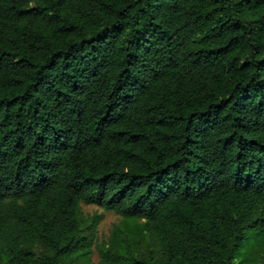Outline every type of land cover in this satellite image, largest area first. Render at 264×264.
<instances>
[{"label": "trees", "instance_id": "obj_1", "mask_svg": "<svg viewBox=\"0 0 264 264\" xmlns=\"http://www.w3.org/2000/svg\"><path fill=\"white\" fill-rule=\"evenodd\" d=\"M81 204L156 240L100 264H251L264 0H0V264H74Z\"/></svg>", "mask_w": 264, "mask_h": 264}, {"label": "rangeland", "instance_id": "obj_2", "mask_svg": "<svg viewBox=\"0 0 264 264\" xmlns=\"http://www.w3.org/2000/svg\"><path fill=\"white\" fill-rule=\"evenodd\" d=\"M78 215L83 228V235L87 241L83 242L73 253L74 264H100L99 245L108 246L110 244L116 226H120L124 234H130L131 244L137 253H146L148 245L154 249L157 247L154 237L140 230L141 221L127 223L123 217L115 212L104 210L98 205L81 204ZM251 253L252 249L248 248L247 254ZM245 255L246 252H244L243 257ZM249 261L251 264L256 262L264 264V242L256 244L255 255L253 258H249ZM113 264H127V262L121 260L120 263L114 262Z\"/></svg>", "mask_w": 264, "mask_h": 264}]
</instances>
